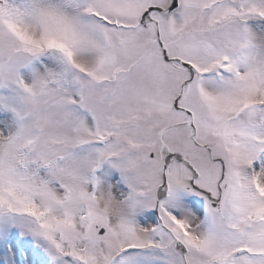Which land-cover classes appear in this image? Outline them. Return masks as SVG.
Listing matches in <instances>:
<instances>
[{
  "label": "snow or ice",
  "instance_id": "obj_1",
  "mask_svg": "<svg viewBox=\"0 0 264 264\" xmlns=\"http://www.w3.org/2000/svg\"><path fill=\"white\" fill-rule=\"evenodd\" d=\"M0 264H264V0H0Z\"/></svg>",
  "mask_w": 264,
  "mask_h": 264
}]
</instances>
